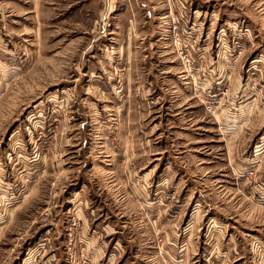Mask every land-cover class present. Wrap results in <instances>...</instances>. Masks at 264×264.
<instances>
[{
    "label": "rangeland",
    "instance_id": "obj_1",
    "mask_svg": "<svg viewBox=\"0 0 264 264\" xmlns=\"http://www.w3.org/2000/svg\"><path fill=\"white\" fill-rule=\"evenodd\" d=\"M0 264H264V0H0Z\"/></svg>",
    "mask_w": 264,
    "mask_h": 264
}]
</instances>
